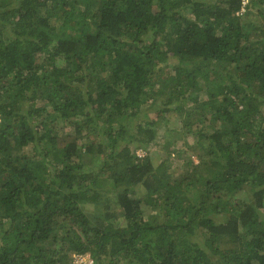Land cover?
I'll use <instances>...</instances> for the list:
<instances>
[{"label": "trees", "instance_id": "16d2710c", "mask_svg": "<svg viewBox=\"0 0 264 264\" xmlns=\"http://www.w3.org/2000/svg\"><path fill=\"white\" fill-rule=\"evenodd\" d=\"M241 7L0 0V264H264V0ZM157 103L177 128L131 120Z\"/></svg>", "mask_w": 264, "mask_h": 264}, {"label": "rangeland", "instance_id": "374dc122", "mask_svg": "<svg viewBox=\"0 0 264 264\" xmlns=\"http://www.w3.org/2000/svg\"><path fill=\"white\" fill-rule=\"evenodd\" d=\"M52 33H56L61 36L65 34V31L60 30V32H57V30H53ZM131 120H134V122L138 120L149 124L153 123L155 124V126L159 127H161L162 124V126L167 130H173L174 128H177L179 126L178 117L176 116V114L173 111H170V109L164 107L163 105H160L159 103L143 108L140 112L137 113L136 119L132 118ZM145 148L146 149H137V154L143 155L148 152L155 156V158H158L162 154L158 143L146 145ZM193 159L197 161L195 156H193ZM175 161L178 164L181 163L180 160L176 157Z\"/></svg>", "mask_w": 264, "mask_h": 264}, {"label": "built area", "instance_id": "2783aa9c", "mask_svg": "<svg viewBox=\"0 0 264 264\" xmlns=\"http://www.w3.org/2000/svg\"><path fill=\"white\" fill-rule=\"evenodd\" d=\"M247 3V0H242V7L239 13L244 12V6ZM1 121V118H0ZM72 264H93V259L89 253H76L72 255Z\"/></svg>", "mask_w": 264, "mask_h": 264}]
</instances>
